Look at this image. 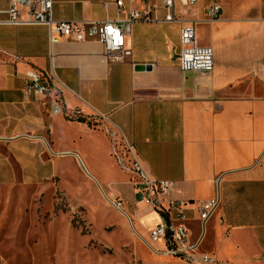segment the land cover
<instances>
[{
	"label": "crops",
	"instance_id": "0c3cea01",
	"mask_svg": "<svg viewBox=\"0 0 264 264\" xmlns=\"http://www.w3.org/2000/svg\"><path fill=\"white\" fill-rule=\"evenodd\" d=\"M114 1L53 0V18L117 20ZM161 2L124 0V17ZM213 4L179 8L196 22L198 45L214 51L209 74L181 71L183 23L134 25L131 56L122 62L94 41L52 44L46 26L0 25V185L43 171L52 176L50 155L74 157L104 197L122 202L131 231L150 249L160 218L137 198L114 154L116 139L120 155L128 143L153 179L175 183L172 200L195 204L187 212L193 240L201 230L196 205L219 196L203 252L230 264H264V0L219 1L221 16L211 22ZM9 7L10 0H0L2 10ZM156 16L163 19V10ZM30 72L55 79L61 114L25 95ZM129 186L133 213L124 209Z\"/></svg>",
	"mask_w": 264,
	"mask_h": 264
},
{
	"label": "rangeland",
	"instance_id": "374dc122",
	"mask_svg": "<svg viewBox=\"0 0 264 264\" xmlns=\"http://www.w3.org/2000/svg\"><path fill=\"white\" fill-rule=\"evenodd\" d=\"M48 157L52 176L43 171L0 185V264H184L143 245L114 208L118 199L104 197L77 159ZM124 189V209L133 213L132 187Z\"/></svg>",
	"mask_w": 264,
	"mask_h": 264
},
{
	"label": "built area",
	"instance_id": "2783aa9c",
	"mask_svg": "<svg viewBox=\"0 0 264 264\" xmlns=\"http://www.w3.org/2000/svg\"><path fill=\"white\" fill-rule=\"evenodd\" d=\"M131 3L134 0H130ZM201 0H162L161 4H148L142 8H131L126 14L124 0H115L117 13L121 17L117 20L103 21H55L53 18V0H10V7L4 11L0 8V25L10 26H46L50 31L52 44L68 42H97L101 44L106 56L113 62H122L124 57L131 56L127 48V38L131 29L139 23L184 24L181 29V51L179 56L182 72L209 74L214 69V51L208 47H201L197 42L196 22L184 19L179 8H192ZM105 8L109 3L103 4ZM163 10L164 18L156 16ZM222 13L220 4H213L207 8L208 19L218 20ZM4 16V18H2ZM24 93L28 98L50 106L53 115L62 112L57 100L55 79H45L36 72L27 75ZM114 154L121 166L129 174L133 182L137 198L147 207L157 212L160 221L150 232L152 252L161 257H176L184 264H230L221 261L216 254L202 251V244L206 234V225L216 214L220 198L198 203L196 211L199 216L201 230L196 240L192 239V232L188 227L187 212L195 204L188 201L172 200L171 194L175 190V183L153 179L137 159L133 146L124 143L125 156L120 155L114 139ZM219 179L216 180L218 185ZM114 208L123 211V204L117 200ZM194 210V209H192Z\"/></svg>",
	"mask_w": 264,
	"mask_h": 264
},
{
	"label": "water",
	"instance_id": "95a60500",
	"mask_svg": "<svg viewBox=\"0 0 264 264\" xmlns=\"http://www.w3.org/2000/svg\"><path fill=\"white\" fill-rule=\"evenodd\" d=\"M147 69H148V70H150L151 68H150V67H148Z\"/></svg>",
	"mask_w": 264,
	"mask_h": 264
},
{
	"label": "bare ground",
	"instance_id": "6f19581e",
	"mask_svg": "<svg viewBox=\"0 0 264 264\" xmlns=\"http://www.w3.org/2000/svg\"><path fill=\"white\" fill-rule=\"evenodd\" d=\"M121 213L123 214V211Z\"/></svg>",
	"mask_w": 264,
	"mask_h": 264
}]
</instances>
